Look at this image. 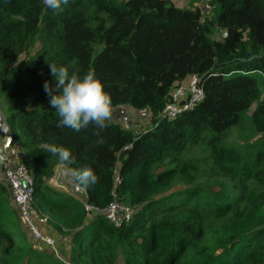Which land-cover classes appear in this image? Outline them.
<instances>
[{"label":"trees","instance_id":"16d2710c","mask_svg":"<svg viewBox=\"0 0 264 264\" xmlns=\"http://www.w3.org/2000/svg\"><path fill=\"white\" fill-rule=\"evenodd\" d=\"M208 5L211 16L169 0H69L57 12L43 0H0V111L13 160L31 171L32 212L73 238L64 261L38 246L0 163V264H264V91L254 75L264 79V0ZM49 64L93 71L112 108L144 112L150 124L57 127L43 87L53 81ZM193 74L203 101L164 118L172 91ZM246 123L258 140L229 144ZM50 144L68 149L72 163L61 164ZM188 145L205 157L183 159ZM58 165L70 175L90 168L98 179L73 182L83 199L67 195L50 183ZM201 166L216 180L201 181ZM114 195L136 210L131 220L86 216L85 203L106 208Z\"/></svg>","mask_w":264,"mask_h":264},{"label":"clouds","instance_id":"9594fccd","mask_svg":"<svg viewBox=\"0 0 264 264\" xmlns=\"http://www.w3.org/2000/svg\"><path fill=\"white\" fill-rule=\"evenodd\" d=\"M44 5L54 12L62 11L69 0H43ZM52 83H44V91L50 97V108L54 109L59 120L57 127H68L74 131L87 127L90 123L99 128L106 127L112 111V99L105 90V85L91 70L78 75L69 73L65 66L49 64ZM47 151L61 164L70 165L74 159L70 151L62 146L50 144ZM73 182L88 187L97 181V176L90 168L71 170Z\"/></svg>","mask_w":264,"mask_h":264},{"label":"built area","instance_id":"2783aa9c","mask_svg":"<svg viewBox=\"0 0 264 264\" xmlns=\"http://www.w3.org/2000/svg\"><path fill=\"white\" fill-rule=\"evenodd\" d=\"M201 79L198 74H193L185 82L175 87L171 93V100L164 109V118L168 120L175 119L193 110L198 103L203 101L204 90ZM0 135L4 137L3 145L0 149V163L11 186L13 201L31 233L34 237L39 238L38 235H41V233L35 227L37 226L34 221L35 214L32 212V205L35 202L32 174L27 165L21 161L15 162L13 160L12 150L13 146H15V140L1 111ZM116 182H120L119 178H116ZM115 197L114 195V200L106 208L85 203L86 216L90 218L95 213H102L116 226H121L124 222H128L136 210L132 206L120 203Z\"/></svg>","mask_w":264,"mask_h":264},{"label":"rangeland","instance_id":"374dc122","mask_svg":"<svg viewBox=\"0 0 264 264\" xmlns=\"http://www.w3.org/2000/svg\"><path fill=\"white\" fill-rule=\"evenodd\" d=\"M172 3H174L179 8H188V7H201L205 11H209L211 8L209 7L208 3L209 0H169ZM212 15V11H209L208 16ZM37 49L40 47L39 45L36 46ZM26 57L21 56V60H24ZM258 82L264 91V79L259 73L254 74ZM3 101L0 99V109L3 111ZM5 106V104H4ZM129 107L125 106H118L112 108L110 117L112 120L119 122L124 125V127L137 129L139 127H144L148 124H150V121L148 119V116L142 112H134L131 109H127ZM255 108V105L251 107V109L245 114V116L249 117L251 113L253 112ZM5 114V113H4ZM146 118L144 119V116ZM259 135H257L255 132L252 133L251 124L246 123L244 125H240L238 127H235L229 134L228 142L231 145H237L238 147H247L250 143L256 142L258 140ZM206 153L203 149L198 148L194 145H188L186 150L182 153V157L184 158H194V159H202L205 157ZM204 171L200 172V180L204 181L208 178H211L212 180H216V176L213 175L211 172H206L207 168L206 166H201ZM56 178L53 181V184H57L61 179L68 178L69 173H66L65 168L62 166L61 168L58 166L57 172H56ZM71 177V175H70ZM75 193L69 192L70 190L66 191V189L63 191L67 193V195L71 196H80L79 188L75 186ZM74 194V195H72ZM51 217V216H50ZM50 217L46 214L43 216L34 215V221L37 226L36 229L41 235H38L39 238L35 237L39 241L37 242L38 246L41 247L43 250H45L47 253H51L54 259L55 257L60 259L61 261H64L65 255H71V250L73 246V238L71 237V234H69L68 228L65 226L53 227V225L48 223V220ZM48 238V239H46ZM45 239V240H43ZM118 264L121 263V258L118 262Z\"/></svg>","mask_w":264,"mask_h":264},{"label":"crops","instance_id":"0c3cea01","mask_svg":"<svg viewBox=\"0 0 264 264\" xmlns=\"http://www.w3.org/2000/svg\"><path fill=\"white\" fill-rule=\"evenodd\" d=\"M127 109H131L132 111H136V112H141V111H138V110H134V109H132V108H127ZM142 113H144V112H142ZM144 114H146V113H144ZM144 116V119L146 118V116H147V114H146V116L145 115H143ZM119 123V122H118ZM2 142H3V137L0 135V145L2 144ZM15 156H17V155H15ZM60 168L63 166V165H58ZM64 167V166H63ZM58 168V167H57ZM65 168V167H64ZM66 170V169H65ZM56 172H57V169H56ZM66 173H68L67 172V170H66ZM57 175V174H56ZM55 175V176H56ZM56 178V177H55ZM55 178H53V180L50 182L51 183V185L53 186V189H55V190H57V191H64L65 189H66V191H68V190H70L69 192H71V193H75V187H74V183H73V181H72V179H71V177H70V174L68 175V178H64V179H61L57 184H53V181H54V179ZM79 192H80V197L82 198V196L84 195V194H82V191L79 189ZM72 195H74V194H72ZM83 199V198H82Z\"/></svg>","mask_w":264,"mask_h":264}]
</instances>
